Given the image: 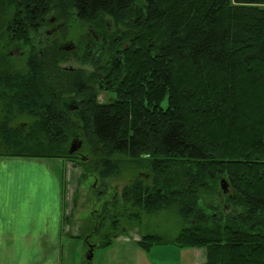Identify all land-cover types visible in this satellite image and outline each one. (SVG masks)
Listing matches in <instances>:
<instances>
[{"label":"trees","instance_id":"1","mask_svg":"<svg viewBox=\"0 0 264 264\" xmlns=\"http://www.w3.org/2000/svg\"><path fill=\"white\" fill-rule=\"evenodd\" d=\"M53 15L100 32L85 45L93 71L36 43ZM13 43L30 47L23 59ZM98 86L116 99L99 102ZM67 95L83 97L75 111ZM74 134L87 161L69 151ZM0 156L93 172L101 207L65 232L88 253L138 228L145 250L202 246L206 264H264V0H0ZM124 176L121 191L110 185ZM160 211L180 219L173 238L142 226Z\"/></svg>","mask_w":264,"mask_h":264},{"label":"crops","instance_id":"2","mask_svg":"<svg viewBox=\"0 0 264 264\" xmlns=\"http://www.w3.org/2000/svg\"><path fill=\"white\" fill-rule=\"evenodd\" d=\"M57 160L0 156V264H63L64 244L74 238L64 231L67 165ZM142 249L115 240L101 249L100 264H130L129 257L132 264H154ZM130 251L136 255L122 254Z\"/></svg>","mask_w":264,"mask_h":264},{"label":"rangeland","instance_id":"3","mask_svg":"<svg viewBox=\"0 0 264 264\" xmlns=\"http://www.w3.org/2000/svg\"><path fill=\"white\" fill-rule=\"evenodd\" d=\"M53 21L44 30V34L36 38V43L48 46H54L56 49L61 48L57 55L59 59V65L68 68H76L83 70L84 73H89L94 70L93 64L90 62L97 56V51H92L85 46L91 40L92 35L95 39H100V32L92 29L90 26H80L78 23L73 22L70 25H62L60 22L54 21L57 19L55 15L52 17ZM109 25V24H108ZM90 34V35H89ZM69 36L63 39L65 36ZM98 36V37H97ZM79 40V41H78ZM78 43H81L84 47H79ZM22 45V47H21ZM70 45L69 49H64V46ZM30 50V47L25 46L22 43H13L8 52L15 59H23L25 53ZM17 59V60H18ZM22 61V60H21ZM18 63V62H17ZM103 89L98 86L96 92L98 100L101 102H110L116 99V94L110 89ZM83 101V97L75 95H67L64 99V105L70 108V111H75L74 107H79ZM164 103H166L164 101ZM78 109V108H77ZM78 146L73 151L76 152V159L80 161L88 160V153L83 150H79L82 147V140L78 136H73L69 143V151L72 145ZM79 152L77 153V151ZM57 161H61L64 165H67L66 178L68 181V208L66 210V216L70 217L71 221L64 220V231L73 234L81 232L80 226L91 215V211L94 208L101 207V200L96 199L95 193L91 185L95 181V175L91 170H86V174L83 176L84 170L79 166L75 167L70 160L57 158ZM110 185H117V189L121 191L124 184L128 179L124 176L119 179H109ZM228 190L230 186L228 185ZM220 191L224 193L222 188V180L220 181ZM95 201V204L93 203ZM206 210L210 211V207H206ZM179 217L174 212L160 211L150 215H144L142 218V226L148 228L150 231H156L164 234L169 238H173L178 231ZM86 222V221H85ZM142 228V229H144ZM144 231H147L146 229ZM74 239L66 240L64 244V261L63 264H100L101 249H95L91 259L88 258V247L83 238L73 237ZM140 239V233L138 228H132L126 231L125 234L120 235L115 240L128 241L129 243H135ZM121 243V242H120ZM198 249V250H197ZM144 250L142 255L150 257L154 264H206V249L205 247H178L174 244H163L153 246L150 250ZM123 255L134 256L136 252L131 251L129 253H122ZM128 258L127 262L132 264ZM186 260H189L187 262ZM186 261V262H185Z\"/></svg>","mask_w":264,"mask_h":264},{"label":"water","instance_id":"4","mask_svg":"<svg viewBox=\"0 0 264 264\" xmlns=\"http://www.w3.org/2000/svg\"><path fill=\"white\" fill-rule=\"evenodd\" d=\"M70 47L71 46L68 45V46H64L63 48L69 49ZM77 148H78V146H75V144H73L72 147H71V149H70V152L75 151ZM227 187H228V182L226 181V179L223 178L222 179V188H223L225 194L229 192V190H228ZM93 249H94L93 247H90V251L88 253V258L89 259H91L92 256H93Z\"/></svg>","mask_w":264,"mask_h":264},{"label":"flooded vegetation","instance_id":"5","mask_svg":"<svg viewBox=\"0 0 264 264\" xmlns=\"http://www.w3.org/2000/svg\"><path fill=\"white\" fill-rule=\"evenodd\" d=\"M98 37V36H97ZM65 49V48H64ZM96 99L98 100V95L96 96ZM99 101V100H98ZM80 102H82V100H80ZM99 102H101V101H99ZM78 107H74L73 109H77Z\"/></svg>","mask_w":264,"mask_h":264}]
</instances>
